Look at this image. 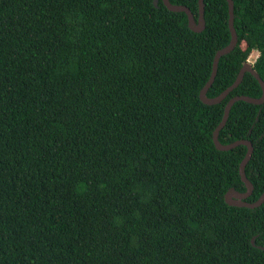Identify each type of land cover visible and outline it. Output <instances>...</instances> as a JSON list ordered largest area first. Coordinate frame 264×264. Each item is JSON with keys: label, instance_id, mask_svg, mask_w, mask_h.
<instances>
[{"label": "trees", "instance_id": "1", "mask_svg": "<svg viewBox=\"0 0 264 264\" xmlns=\"http://www.w3.org/2000/svg\"><path fill=\"white\" fill-rule=\"evenodd\" d=\"M153 1L0 0V264H264V202H224L245 191L246 147L212 143L226 102L261 88L245 73L219 104L198 98L230 41L226 0H203L199 33ZM232 1L208 98L253 51L264 82V0ZM169 2L197 18V0ZM241 139L254 202L264 103L230 108L218 141Z\"/></svg>", "mask_w": 264, "mask_h": 264}, {"label": "water", "instance_id": "2", "mask_svg": "<svg viewBox=\"0 0 264 264\" xmlns=\"http://www.w3.org/2000/svg\"><path fill=\"white\" fill-rule=\"evenodd\" d=\"M163 6L170 12L174 13H184L187 18V27L195 33H199L204 29V4L203 0H197L198 5V11H197V18L194 19L193 14L191 11L182 5H173L169 2V0H161ZM227 3V12H228V30L230 33V41L227 46L223 47L222 49L218 50L213 57L212 66H211V73L209 75L208 80L204 84V86L201 88L198 94L199 100L205 104V105H216L219 104L232 90H234L242 81L243 76L245 73H249L259 84L261 88V96L259 98H251L248 96L238 95L231 97L225 104L222 118L219 122V124L216 126V128L212 132V143L216 150L218 151H228L233 148H236L238 146H244L246 147V152L244 157L242 158L239 166H238V174L241 183L244 185L245 191L244 192H238L233 189H229L225 195H224V202L228 206L232 207H238V208H248V209H254L259 206H261L264 202V191L259 196V198L254 202H247L246 199L251 195L253 186L250 183V181L245 176V166L247 162L250 160L251 155L253 153V147L252 143L249 140L241 139L236 140L229 144H221L218 141V133L219 131L224 127L228 114L230 111V108L232 105L236 102H245L252 105H261L264 103V82L261 80L259 75L254 71V69L246 64H243V66L240 68L234 82L228 86L225 90H223L219 95L213 98H208L206 96L207 90L210 88L211 84L214 81V78L216 76L217 72V64L220 57L230 53L237 42V34L233 26V1L232 0H226ZM153 5L157 6V0L153 1ZM254 238L251 239V244L253 245Z\"/></svg>", "mask_w": 264, "mask_h": 264}, {"label": "rangeland", "instance_id": "3", "mask_svg": "<svg viewBox=\"0 0 264 264\" xmlns=\"http://www.w3.org/2000/svg\"><path fill=\"white\" fill-rule=\"evenodd\" d=\"M242 48V47H241ZM258 56V54L256 53V51H253L249 54L248 58L246 60H250L249 62H246L244 64L249 65L251 67H253V64L255 63V58Z\"/></svg>", "mask_w": 264, "mask_h": 264}, {"label": "built area", "instance_id": "4", "mask_svg": "<svg viewBox=\"0 0 264 264\" xmlns=\"http://www.w3.org/2000/svg\"><path fill=\"white\" fill-rule=\"evenodd\" d=\"M256 53L258 54V51H256ZM257 57H258V56H257ZM257 57H256V58H257ZM247 58H248V57H247ZM256 58H255V60H256ZM249 61H250V60H246V62H249Z\"/></svg>", "mask_w": 264, "mask_h": 264}]
</instances>
